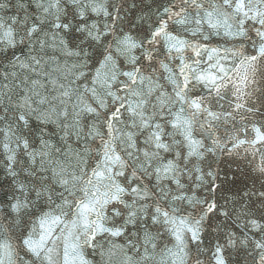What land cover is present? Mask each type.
I'll return each instance as SVG.
<instances>
[{
  "label": "snow or ice",
  "instance_id": "obj_1",
  "mask_svg": "<svg viewBox=\"0 0 264 264\" xmlns=\"http://www.w3.org/2000/svg\"><path fill=\"white\" fill-rule=\"evenodd\" d=\"M0 264H264V0H0Z\"/></svg>",
  "mask_w": 264,
  "mask_h": 264
}]
</instances>
